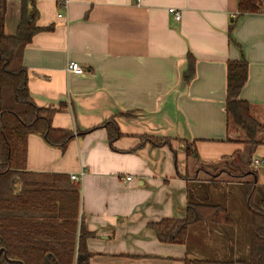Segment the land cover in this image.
I'll return each instance as SVG.
<instances>
[{
	"label": "crops",
	"instance_id": "obj_1",
	"mask_svg": "<svg viewBox=\"0 0 264 264\" xmlns=\"http://www.w3.org/2000/svg\"><path fill=\"white\" fill-rule=\"evenodd\" d=\"M35 1L38 25L51 29L24 49L29 93L38 106L57 109L53 127L73 138L63 148L30 133L25 174L13 187H78L77 231L93 233L90 264L247 259L252 224L244 189L235 196L219 182L227 173L264 185V165L253 164L264 159V0L248 12L240 0ZM20 13L21 1L9 0L8 34L16 33ZM242 57L248 79L240 98L262 125L257 142L226 111L228 62ZM70 61L85 72H69ZM112 117L117 134L110 140ZM81 172V181L72 179ZM191 200L223 205L232 224L196 223L186 243L162 242L150 224L184 218Z\"/></svg>",
	"mask_w": 264,
	"mask_h": 264
},
{
	"label": "trees",
	"instance_id": "obj_2",
	"mask_svg": "<svg viewBox=\"0 0 264 264\" xmlns=\"http://www.w3.org/2000/svg\"><path fill=\"white\" fill-rule=\"evenodd\" d=\"M21 1V17L15 34L6 32L5 21L9 0H0V264H90L87 239L93 235L83 226L77 231L79 188L13 187L16 177L24 175L27 162V141L32 132L44 135L54 146L65 148L73 138L68 129H57L52 118L54 107H40L29 93L27 68L23 53L34 36L51 27L38 25L39 11L35 0ZM258 0H240L241 12L253 11ZM233 27V26H232ZM233 40V39H232ZM195 58L189 57V71ZM188 77V76H187ZM248 79V61L245 57L228 62L226 111L230 120L246 133L251 142L262 125L253 117L250 104L240 98ZM131 114V113H127ZM112 117L106 128L110 140L116 137ZM155 144L169 142L167 138L144 136ZM187 154H193L188 146ZM257 174V173H256ZM17 175V176H16ZM231 176L235 177V174ZM245 200L251 213L252 238L247 259L229 260L220 264H264V199L253 203L258 188L256 181L243 183ZM36 185V184H35ZM200 222L230 225L229 211L221 204L189 201L184 218H163L150 226L162 242L186 243L191 227ZM209 260H187L186 264Z\"/></svg>",
	"mask_w": 264,
	"mask_h": 264
},
{
	"label": "rangeland",
	"instance_id": "obj_3",
	"mask_svg": "<svg viewBox=\"0 0 264 264\" xmlns=\"http://www.w3.org/2000/svg\"><path fill=\"white\" fill-rule=\"evenodd\" d=\"M220 180H221L219 182L220 184H222L223 186L226 185L225 188H224L225 193L227 192L228 189H232L234 187L235 188V190H234V193H235L234 195L235 196H238V195H241V194H242V196L244 195L243 194V189H244L243 187H238V186L232 185L230 182H232V183H236V182H239V181L246 182L247 178L245 176L244 177H240V176H238V177L235 176L234 177V176H231V174L229 176V175H227V173H223V174H221ZM192 187H194V186H192ZM223 197H225V195ZM263 199H264V189L258 188L257 191H256V194L254 196L253 203L255 205H260V203H262ZM236 200H238V198ZM240 206H241V204H240L239 201L235 202V207H239L238 211H237V215L239 216L238 218L241 220L242 224L245 225L246 214H245L244 211L241 210ZM246 211L248 213L249 220H250L251 214H250V212L248 210H246ZM249 228H251V223L249 224Z\"/></svg>",
	"mask_w": 264,
	"mask_h": 264
},
{
	"label": "built area",
	"instance_id": "obj_4",
	"mask_svg": "<svg viewBox=\"0 0 264 264\" xmlns=\"http://www.w3.org/2000/svg\"><path fill=\"white\" fill-rule=\"evenodd\" d=\"M65 2H68V0H66ZM169 10L170 12L174 13L176 19H181V13L176 8L171 7ZM59 16L62 17V14H60ZM67 70L76 74H83L85 72L84 67L76 61H70L67 65ZM253 164L255 165V167H260L264 165V159L254 158ZM71 177L76 181H81L84 177V172H81L79 174H72ZM127 179L130 180L132 179V177L128 176Z\"/></svg>",
	"mask_w": 264,
	"mask_h": 264
},
{
	"label": "water",
	"instance_id": "obj_5",
	"mask_svg": "<svg viewBox=\"0 0 264 264\" xmlns=\"http://www.w3.org/2000/svg\"><path fill=\"white\" fill-rule=\"evenodd\" d=\"M2 254H3L8 260H11V259L8 258V256H7V252H6V250H5L4 248H1V249H0V255H2ZM47 260H48L49 263L51 264V261H50V255L47 256Z\"/></svg>",
	"mask_w": 264,
	"mask_h": 264
}]
</instances>
